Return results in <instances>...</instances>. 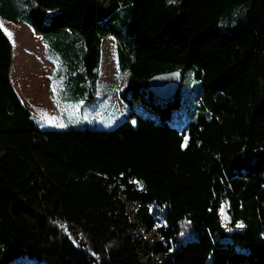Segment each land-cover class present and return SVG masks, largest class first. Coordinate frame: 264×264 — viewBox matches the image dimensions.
Segmentation results:
<instances>
[{"label":"trees","instance_id":"obj_1","mask_svg":"<svg viewBox=\"0 0 264 264\" xmlns=\"http://www.w3.org/2000/svg\"><path fill=\"white\" fill-rule=\"evenodd\" d=\"M0 16L60 50L82 39L93 87L115 37L124 99L151 114L41 128L13 87L0 28V264H264V0H0ZM176 69L197 82L181 127L170 123L181 94L147 89ZM144 225L162 240L147 241Z\"/></svg>","mask_w":264,"mask_h":264},{"label":"rangeland","instance_id":"obj_2","mask_svg":"<svg viewBox=\"0 0 264 264\" xmlns=\"http://www.w3.org/2000/svg\"><path fill=\"white\" fill-rule=\"evenodd\" d=\"M242 4L247 7L246 1ZM0 25H2L3 31L4 29L7 30L4 33L9 39L10 37L7 33L10 32V26L16 27L17 36L12 43V61L14 60V66L11 65L10 78L11 76H16L18 72L19 74L22 72L26 75V79L23 80L28 88L26 90L30 91L33 90L31 89L32 87H37L40 72L43 74L46 72L47 78H45L42 90H47L53 101L59 100L60 112H62L64 120L69 125L113 128L126 119L130 109L136 110L138 115L141 116L151 115L147 111L146 105H142L140 101L139 103L134 102L135 104L131 106L124 99V87L129 73L120 71L115 37L108 36L102 41L99 80H97V85L93 87L90 77L81 78V74L85 70L82 59V48L84 46L82 39L70 42L72 46H64L60 50L58 46L54 48L55 46L50 42L49 38L41 41L34 27L25 21L17 24L0 16ZM63 43H66V40H61L57 45H62ZM78 84L88 87L77 90ZM196 86L197 82L193 77V72L187 71L179 90L182 107L175 111V117L170 119L172 125L181 127L188 120L189 112L196 103L194 95ZM76 93L79 94V97L76 96ZM130 95L131 93L126 94V96ZM153 100L157 101L156 99ZM140 208L136 203L129 204V214L133 219ZM147 213L152 217L154 223L158 224L163 221L161 215L154 210V206H149ZM139 234L152 244L162 240L155 229L148 225L142 226ZM192 237L188 230L182 235L183 241L190 240ZM153 256L161 258V255L155 250L153 251ZM142 259L147 262L146 256L143 255Z\"/></svg>","mask_w":264,"mask_h":264},{"label":"crops","instance_id":"obj_3","mask_svg":"<svg viewBox=\"0 0 264 264\" xmlns=\"http://www.w3.org/2000/svg\"><path fill=\"white\" fill-rule=\"evenodd\" d=\"M35 30V29H34ZM37 32V31H36ZM11 33L10 41L13 43V39L17 36V33ZM39 34V35H38ZM38 37L41 41H44L42 34L37 32ZM13 45V44H12ZM13 63V61H12ZM45 78L39 75V81L37 87H32L33 90H26V86L19 81L18 77L11 76L13 87L22 99L24 105L31 110L33 118L37 124L43 128H56L64 129L67 126V121L64 120V115L60 112V102L57 99L53 101L47 90L43 91L42 88L45 84ZM28 89V88H27ZM59 104V105H58ZM71 109V108H68ZM65 111V110H64Z\"/></svg>","mask_w":264,"mask_h":264},{"label":"water","instance_id":"obj_4","mask_svg":"<svg viewBox=\"0 0 264 264\" xmlns=\"http://www.w3.org/2000/svg\"><path fill=\"white\" fill-rule=\"evenodd\" d=\"M185 74L181 69L172 70L152 76L147 82V89L154 95L169 99L176 96L184 82ZM226 218V215H224ZM233 224L232 217H228Z\"/></svg>","mask_w":264,"mask_h":264},{"label":"snow or ice","instance_id":"obj_5","mask_svg":"<svg viewBox=\"0 0 264 264\" xmlns=\"http://www.w3.org/2000/svg\"><path fill=\"white\" fill-rule=\"evenodd\" d=\"M0 28H2V25H0ZM5 32H7L6 29H4ZM9 36L11 35V33H7Z\"/></svg>","mask_w":264,"mask_h":264}]
</instances>
